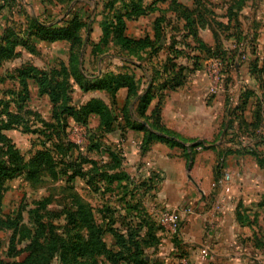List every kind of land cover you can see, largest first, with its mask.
<instances>
[{
	"label": "rangeland",
	"instance_id": "obj_1",
	"mask_svg": "<svg viewBox=\"0 0 264 264\" xmlns=\"http://www.w3.org/2000/svg\"><path fill=\"white\" fill-rule=\"evenodd\" d=\"M136 1H0V5L5 4L11 8L5 12L4 8L7 7H4L0 11V36L6 24L11 25V30H16L21 37L28 38V32L36 31V28L31 29L33 20L62 26L63 20L76 14L84 24L80 31L82 39L89 36L97 39L98 34L103 32L101 22L106 23V31L112 30L107 25L115 20L119 11L124 13V9L127 10ZM139 1L144 7L153 5L160 11L150 12L137 20L126 19V34L137 37L155 34L152 23L163 14L161 11H165L166 32L162 39L166 36L167 43L176 38L184 48L183 55L189 52L206 56V50L198 45L197 39L213 48L215 58L207 59L206 56L208 66L197 70L199 72L190 73L186 86L195 84L194 80L199 82L202 79L217 89L218 86H264V0ZM176 1L180 4L179 7ZM191 19L195 23L197 20V23L193 28L195 33L193 36L190 34L187 39L184 35L189 28L188 20ZM32 36L35 53L18 46L16 52L19 55L11 59L0 58V112L4 109L18 112V103L12 92L21 91L22 85L20 78H17L19 73L15 74L16 69L35 65L42 70H50L52 65L63 58L68 61L66 43L52 44L39 40L37 35ZM110 39L111 36L108 43H101L95 53L90 52L92 44H86L83 48L82 54L86 52V56L82 67L86 74L96 76L100 68L108 74L112 72V68L116 67L118 70L122 65L129 69L135 67V63L130 62L131 55L119 47L115 40L110 42ZM187 41L191 43V48L186 45ZM196 45L197 48L193 49ZM81 49L82 47L79 51ZM162 57L159 54L154 56L153 62L158 64ZM181 57L179 55L177 58ZM125 60L130 63L129 66ZM133 60L140 61L139 58ZM191 62L192 59L189 58L185 65H190ZM142 65L145 67L147 64L143 61ZM139 67L134 68L137 69V74L141 71ZM150 76L149 72L142 77L141 84L148 86ZM70 83L77 89L73 92L74 102L86 98L78 90L82 85L72 80V77ZM27 84L29 99L26 109L33 113L25 116L21 127L5 130L22 160L16 161L15 156L9 152L13 158L8 162L0 197V264L159 263L162 248L164 254L168 255L166 240L160 241L157 235L155 242H145L142 239L146 238L144 233L148 230L144 228L146 220L156 225L153 219L147 217V202L152 198V193L141 184L135 185L136 182L131 181L132 178L128 179L129 175L124 170L110 182L105 171L98 173L91 165L83 163L85 156L98 160L103 167L110 159V154L108 151L107 154L102 152L104 148L100 143L99 133L84 128L77 117H69L66 133L62 128L64 121H58L60 130L56 140L42 134L45 122H54V104L49 95L39 94L38 84L34 79L28 78ZM258 94L257 98L264 101L262 88ZM251 105L250 110L258 109L255 102ZM260 135L264 138V133ZM244 140L247 141V138ZM51 148L53 154L33 161L37 153ZM257 150L264 153V143ZM116 152L122 153L121 148H117ZM0 156L2 159L1 150ZM70 163L74 164L69 166ZM0 165L2 169V163ZM20 166L23 169H17ZM124 172L128 176L122 175ZM85 173L87 178H84ZM93 224L102 228V238L108 251H102L95 241L92 243L90 240L91 234L95 233L92 231ZM134 231L138 234H131ZM28 257L29 261H26Z\"/></svg>",
	"mask_w": 264,
	"mask_h": 264
},
{
	"label": "crops",
	"instance_id": "obj_2",
	"mask_svg": "<svg viewBox=\"0 0 264 264\" xmlns=\"http://www.w3.org/2000/svg\"><path fill=\"white\" fill-rule=\"evenodd\" d=\"M4 9L6 12L11 8ZM4 26L2 30L11 25ZM152 26L154 28V21ZM127 35L138 38L130 33ZM102 36V31L97 39L89 36L90 52L93 53V46ZM149 36L153 38L154 34ZM56 42L68 45V61L63 58L51 68L69 67L71 41L61 39L52 44ZM161 44L164 47L159 56L163 57L158 64L153 62L154 57L143 55L138 61L133 60L138 57L130 56L132 60H128L133 61L135 67L140 66V74L135 67L129 69L123 65L110 71L131 76L136 81L149 72L151 75V69L147 68L152 65L160 67L169 54L171 43H167V38H163ZM187 54L192 53L177 58V63L187 64ZM85 56L86 52L81 55V62ZM143 61L147 64L145 67ZM125 62L129 66L130 63ZM105 72L100 68L99 74L88 77L100 81ZM194 83L164 91L162 122L183 138L201 139L212 147L197 148L198 152L191 161L183 148L160 140L154 139L143 151L144 132L128 126L126 118L119 112L128 98V89L120 87L115 94L114 113L120 114L122 127L101 135L102 152L107 154L108 150L121 148L122 170L136 182L135 185L141 184L152 193L147 202V217L155 221L154 232L160 241L166 240L165 249H168V255H165L162 248L160 264H264V164L254 153L264 143L260 135L264 133V101L257 98L260 86H218L217 89L209 86L205 79L194 80ZM73 87L75 92L76 86ZM149 87L141 84L139 94ZM78 90L86 97L75 101L78 106L91 99L102 100L109 107L114 104V97L105 88L97 86L84 90L79 86ZM248 91H254V95L246 98ZM159 99V94L152 98L145 115L152 114ZM131 101L129 121L146 125L144 118L138 117L139 100L132 98ZM254 102L258 109L250 110ZM101 123V115L92 112L88 114L87 124L82 126L99 133ZM176 211L181 212L183 219L181 234H176L171 227L170 215Z\"/></svg>",
	"mask_w": 264,
	"mask_h": 264
},
{
	"label": "trees",
	"instance_id": "obj_3",
	"mask_svg": "<svg viewBox=\"0 0 264 264\" xmlns=\"http://www.w3.org/2000/svg\"><path fill=\"white\" fill-rule=\"evenodd\" d=\"M4 2H9V0H0ZM57 1H72V0H57ZM135 1V0H134ZM156 2V1H155ZM153 2V3H155ZM176 5L179 7L180 4L176 1ZM7 7L5 4L0 5V11H2V8ZM124 13L122 11H119V14L115 17V20L110 22V25L113 29L110 31H106L105 22H101V25L103 26V36L99 43H96L94 48V53L99 49L101 43H108V38L111 36L113 40L121 47L123 50L127 51L129 55L136 56L138 58H142L143 55H146L148 58H153L154 56H157L159 52L164 47L161 44L162 35L165 34V24L166 16L165 11H161L163 14L159 15L155 19L154 24V31L155 34L153 38H151L149 35L145 37H130L126 34V19L127 20H133L138 19L142 16L148 15L150 12L160 11L158 8H154V6H148L144 7L142 2L137 0L136 2H132L131 7H128L127 10L124 9ZM72 13V11H71ZM191 14V13H190ZM79 16L74 14L71 18H68L67 20H63L61 24L62 26H56L55 24H45L42 22H39L37 20L32 21V28H36L35 33H32L31 31L28 32V38L24 36H20L17 34V31L11 30L13 28L12 26H8L3 30V34L0 36V58L2 59H11L15 56L19 55V53L16 52V48L18 46H23L27 48L31 53L36 52V47L33 46V36L37 35L39 36V40L42 41H48V42H54L61 39H67L71 41V56H70V63L68 66H62L60 68L52 67L50 70H42L35 65L25 66L21 68L19 71L16 69L15 74L19 73L17 78L21 80V88L22 90L15 93L12 92L15 96V102H17L18 112H11L10 110L4 109L2 112H0V150L3 152L2 159H0V162L2 163L3 168L0 169V197L2 195L3 191V185H4V177L7 173V165L12 160L13 157H10L12 153V156H15V160L21 161L22 157L18 151V149L15 148L12 141L8 138V136L5 134V130L21 127L22 123H24L25 116L29 115L32 112V110L26 109V102L29 99V86L27 84V79L32 78L35 80V82L38 84L39 94L49 95L51 100L54 104V122L53 120L51 122H45V127L41 129V133L51 140L57 139L58 131L60 130V124L58 121L62 120L64 121L62 124V128L65 129V133L67 131V128L69 126V117H77V120L81 122L83 125H86L88 122V114L92 112L99 113L102 117V123H101V132H99V136L104 135L106 133H109L117 128L122 127V121L120 119V114L126 118L127 125L132 128H137L144 132V138H143V151H146L150 143L155 140H160L162 142H165L169 144L170 146H179L184 149V152L186 153L188 160H193L195 154L198 152L197 148L199 146L202 147V149L210 148L212 146L208 145L207 142L201 139H186L183 138L178 132L166 127L164 123L162 122L161 117V106H162V98L164 96V91L167 89L176 90L183 86H185L187 79L190 75V73H193L197 70L203 69L207 64V59L209 58H215L214 56V50L211 46L208 44H205L203 41L197 39V43L200 47H203L206 52H204L207 56L203 54L201 56L197 54H191L188 55L189 58L192 59V62L190 65H183L178 64L176 59L179 57V55H183L184 48H179L178 45L181 43L176 40V38L172 39V42L169 46V54L167 55L166 59L160 64V67H157L155 65L150 66V68H147V70L151 69V80H149V88L145 90L143 94H139V89L142 80L139 81L134 80L133 77L125 75V74H114L112 72H109L108 74H104V77L100 81H93L91 78L88 77V74L85 73L82 67L81 62V54L83 48L86 46V44H91V41H89V38L82 39L80 31L81 27L84 26L83 22L78 19ZM166 23V22H165ZM197 23V20H196ZM195 20H188V31L185 32L184 37L187 39L190 38L189 35L195 33L193 30L194 25L196 24ZM204 22H202L203 25ZM112 32V33H111ZM111 34V35H110ZM166 39L167 37L164 36ZM186 39V40H187ZM188 47L191 48V43L187 41L186 44ZM194 46L193 49H196L197 46ZM80 47H82L81 51ZM77 48L78 51H77ZM212 49V50H211ZM214 56V57H213ZM73 78L76 82H78L80 85H82V88L84 90H87L92 87H99V88H105L107 89L110 94L114 97V104L112 107H109L107 104H105L102 100L99 99H91L89 102L78 106L74 102L73 92L74 87L72 83H70V78ZM151 81V82H150ZM156 86L157 89L153 90V88ZM120 87H126L128 89V98L124 105V107H120V114H115V106L116 105V92ZM264 90V86H260ZM159 94V102L154 108V111L151 115H145V112L147 110V107L150 105V102L152 98ZM250 95H254V91H248L246 93V98ZM136 98L139 100V108H138V117L144 118V121L146 122V125L144 122H130V103L132 102L131 99ZM1 104V103H0ZM23 111V112H21ZM23 113V114H22ZM50 140V141H51ZM95 146V144H94ZM95 147H98L96 144ZM54 151L51 150H43L42 152L37 153V155L34 157L33 161L44 159L46 155L53 154ZM110 154V159L107 160L106 163L103 164V167H101L100 162L96 159L91 158H84L83 163H88L89 165L94 168L93 170H96V172H102L105 171L106 178L109 177L110 182L114 181V177L119 175L123 172L122 166H123V155L119 152H116V149L114 150H108ZM255 155L258 157L260 162L264 164V156L263 153H260L258 151L254 152ZM8 156V158H6ZM82 156V155H81ZM1 157V156H0ZM0 163V164H1ZM74 163H70L69 166L73 165ZM1 168V165H0ZM17 169L21 170L23 169L22 166L18 167ZM83 172H86V170H83ZM119 169V171H118ZM110 173V174H109ZM109 174V175H108ZM101 175V174H100ZM99 175V176H100ZM122 175H127L125 172ZM98 175L96 174L95 177ZM128 176V175H127ZM84 178H87V174H84ZM130 179V177H127ZM97 181V180H96ZM101 181V179H100ZM100 183V182H98ZM94 186H97L94 184ZM98 187V186H97ZM92 231L95 233H92L90 236V240L92 243L95 241L96 244H98L102 251L107 250V246L105 241L102 238L103 230L102 228H99L93 224ZM92 228V226H91ZM144 228L148 229L144 236L146 238H142L145 242H155L157 240L156 234L154 232L155 227L154 224L146 220V225H144ZM138 234L137 232H133L131 234ZM108 251V250H107ZM26 261H29V257ZM29 263V262H28ZM32 264V262H30Z\"/></svg>",
	"mask_w": 264,
	"mask_h": 264
},
{
	"label": "built area",
	"instance_id": "obj_4",
	"mask_svg": "<svg viewBox=\"0 0 264 264\" xmlns=\"http://www.w3.org/2000/svg\"><path fill=\"white\" fill-rule=\"evenodd\" d=\"M198 149H202V147L199 146ZM228 176L229 175L226 174V177ZM186 210H188V208ZM180 213H181L180 211H176L170 215L171 227L176 234H181V231H182V220L183 219Z\"/></svg>",
	"mask_w": 264,
	"mask_h": 264
}]
</instances>
